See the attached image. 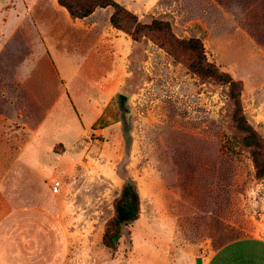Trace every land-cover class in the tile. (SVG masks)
<instances>
[{
    "label": "rangeland",
    "instance_id": "374dc122",
    "mask_svg": "<svg viewBox=\"0 0 264 264\" xmlns=\"http://www.w3.org/2000/svg\"><path fill=\"white\" fill-rule=\"evenodd\" d=\"M118 1L142 22L162 18L178 37H200L208 60L243 82L244 111L264 137V0ZM24 3L7 6L70 49H92V79L75 77L67 99L61 84L50 118L15 85L9 90L10 126L0 119V264H196L199 256L205 264L233 239L264 238V178L233 142L227 84L192 73L186 56L151 36L136 41L116 29L112 7L82 20L58 0ZM46 70L41 62L36 74ZM104 111L105 127L88 125ZM47 119L52 127L35 132ZM125 175L138 182L141 215L112 251L103 234Z\"/></svg>",
    "mask_w": 264,
    "mask_h": 264
},
{
    "label": "crops",
    "instance_id": "0c3cea01",
    "mask_svg": "<svg viewBox=\"0 0 264 264\" xmlns=\"http://www.w3.org/2000/svg\"><path fill=\"white\" fill-rule=\"evenodd\" d=\"M8 1L12 2V0H0V65L5 68V73L0 76V100L5 107L0 109V119L4 127H9L11 122L6 107L14 105L12 94L9 92L14 85L24 92L27 103L28 100H33L36 106L45 111L50 118L60 107L59 100L55 98L60 94L61 84L64 87L63 95L67 99L75 94L72 85L75 77L78 78L82 74L88 78L89 83L92 79L86 65L92 56V49L87 52L86 48L73 44L72 50L69 41L59 42L55 36L51 37L52 34L47 33L39 25L33 27L26 25L25 13L20 11L17 4L8 7ZM21 1L24 3V0ZM61 45L64 47H60ZM41 62L45 63L46 73L36 74ZM116 78L117 75L107 77L106 82L103 83V91L107 93L108 81L113 82ZM23 110L25 108L18 109L17 113L20 112L22 115ZM102 114L88 117V125H94ZM47 120L38 122L34 131L44 128L45 125L52 127L53 122ZM205 264H264V238L248 235L233 239L208 257Z\"/></svg>",
    "mask_w": 264,
    "mask_h": 264
},
{
    "label": "trees",
    "instance_id": "16d2710c",
    "mask_svg": "<svg viewBox=\"0 0 264 264\" xmlns=\"http://www.w3.org/2000/svg\"><path fill=\"white\" fill-rule=\"evenodd\" d=\"M73 19L91 16L98 8L112 7L110 22L118 30L126 32L134 40L151 36L161 47L174 57H187L189 70L203 79H210L229 86V98L233 109L231 119L235 127L233 142L249 150L259 178H264V137L249 121L243 106V82L234 79L229 73L208 60L205 45L200 37L181 38L173 30L172 23L162 18H154L151 23L142 22L138 15L118 0H58ZM107 125L106 111L94 123V127ZM115 214L107 223L103 243L112 251L120 244L125 228L138 220L141 215V193L136 179L124 176L119 196L114 202Z\"/></svg>",
    "mask_w": 264,
    "mask_h": 264
},
{
    "label": "water",
    "instance_id": "95a60500",
    "mask_svg": "<svg viewBox=\"0 0 264 264\" xmlns=\"http://www.w3.org/2000/svg\"><path fill=\"white\" fill-rule=\"evenodd\" d=\"M121 97L123 98V99H126V96L125 95H123V94H121ZM196 264H203V258L202 257H197L196 258Z\"/></svg>",
    "mask_w": 264,
    "mask_h": 264
},
{
    "label": "built area",
    "instance_id": "2783aa9c",
    "mask_svg": "<svg viewBox=\"0 0 264 264\" xmlns=\"http://www.w3.org/2000/svg\"><path fill=\"white\" fill-rule=\"evenodd\" d=\"M59 186H60V182L59 181H56L55 184H54V186H53V190L55 192H58L59 189H60Z\"/></svg>",
    "mask_w": 264,
    "mask_h": 264
}]
</instances>
